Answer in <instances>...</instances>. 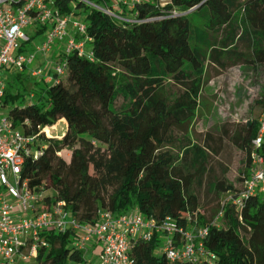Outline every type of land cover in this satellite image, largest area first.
Instances as JSON below:
<instances>
[{
    "label": "trees",
    "instance_id": "obj_1",
    "mask_svg": "<svg viewBox=\"0 0 264 264\" xmlns=\"http://www.w3.org/2000/svg\"><path fill=\"white\" fill-rule=\"evenodd\" d=\"M56 3L75 15L85 10L94 60L69 54L66 82L50 81L43 101L21 105L17 102L24 101V94L5 90L1 104L12 103L9 116L19 124L29 122L47 140L40 157L25 160L22 177L30 186L52 189L85 222L95 223L97 209L106 207L115 215L138 208L157 220L172 217L185 225L190 217L209 225L205 245L215 257L212 263L196 264H264V196H250L241 210L232 201L249 173L258 118L249 119L234 136L246 157L240 185L226 178L210 180L212 192L231 196L220 207L221 226L204 220L195 189L209 174L208 144L179 131L195 118L208 60L225 66L223 55L245 59V52L238 51L244 42L250 62L264 66V0H142L130 10L136 21H120L82 4L72 9V0ZM191 16L203 27L195 26ZM211 33H223L221 40L211 41ZM115 68L130 77L127 83L115 81ZM119 90L131 103L114 111ZM257 104L264 110V89ZM60 120L66 130L53 142L46 131ZM65 148L71 150L68 163L58 156ZM259 151L264 155V142ZM46 236L49 246L40 248L37 264L85 263L83 252L73 246L72 231ZM163 241L157 233L149 241L136 239L129 254L135 264H171Z\"/></svg>",
    "mask_w": 264,
    "mask_h": 264
},
{
    "label": "built area",
    "instance_id": "obj_2",
    "mask_svg": "<svg viewBox=\"0 0 264 264\" xmlns=\"http://www.w3.org/2000/svg\"><path fill=\"white\" fill-rule=\"evenodd\" d=\"M56 1L0 0V73L11 67L41 77L45 68L31 71L30 66L38 53L46 55L55 48L59 52L52 61L50 81L60 80L67 73L71 53L94 60L86 22L75 19L73 12L60 10ZM141 1L118 0L125 5V8L112 5L118 11L95 0H72L70 6L76 9L82 4L103 10L118 20L136 21L130 10ZM28 28L35 35L45 29L40 45L32 50H28L33 41ZM4 92L5 85L0 81V99ZM258 125L257 136L252 140L249 173L244 177L240 194L232 198L237 210L242 209L250 196H264V155L259 151L264 142V110ZM40 134L41 131L32 130L29 122L19 124L9 114L0 115V264H35L40 248L49 246L46 235L69 230L73 232V246L84 253V264H135L129 254L131 241H149L155 233L163 236L162 250L171 264H196L203 259L213 262L215 256L205 245L210 226L197 220L192 222L190 217L182 225L172 217L157 220L146 216L138 208L115 215L109 208L99 207L95 223H89L74 215L63 200L47 193L43 184L30 186L28 178L22 177L23 166L26 159L44 153L47 140ZM46 135L53 141L47 131ZM94 246L98 247L96 261H90Z\"/></svg>",
    "mask_w": 264,
    "mask_h": 264
},
{
    "label": "rangeland",
    "instance_id": "obj_3",
    "mask_svg": "<svg viewBox=\"0 0 264 264\" xmlns=\"http://www.w3.org/2000/svg\"><path fill=\"white\" fill-rule=\"evenodd\" d=\"M166 1L161 0L163 4ZM104 2L111 6L112 10L117 11L118 9H114L112 5H117L118 8L125 6L121 2L118 3V0L101 1L102 4ZM78 11L80 13L74 16L75 19L83 20L86 15L85 10L81 8ZM128 12L129 8L126 7V13ZM191 18L195 26L203 27L200 19L194 16ZM28 33L33 36V41L28 45V50H32L40 45L44 32L35 35V31L28 28ZM222 35L223 33H211L210 40L214 38L221 40ZM55 49L46 55L38 53L36 61L30 66L31 71L39 67L45 68L41 77H34L29 71L23 73L11 67L2 70L0 81L5 85V90L13 94L25 95L24 101H20L21 98H19L18 104L26 105L30 101L44 100L45 89L50 83L52 61L59 52L57 48ZM238 51L245 52V59L228 58L223 55L221 60L225 62V66L212 60L207 61L200 104L195 118L179 128L181 132L187 131L195 142L208 144L209 174L203 184L195 186V189L200 197V214L204 216L206 222H211L215 226H221L220 207L229 196L212 192L213 189H209L210 180L226 178L234 181L237 186L240 185L238 179L241 177V169L246 157L235 144L234 136L249 119L259 118L262 113V107L257 104V99L260 98V92L264 89V66L256 68L250 62L249 59L252 56L248 53L244 42L239 43ZM114 78L119 84L127 83L130 79L123 70L117 68L114 69ZM61 80L66 82L67 74ZM121 92L119 90L114 96L111 105L114 111H123L130 106V98ZM12 107V103L3 106L0 99V115L7 116ZM65 130L66 123L60 120L54 127L48 129V133L53 138V142H57L61 140ZM62 151V155L58 154V156L68 163L71 150L65 148ZM47 193L54 194L52 189H47ZM96 257L91 256L89 260L96 261Z\"/></svg>",
    "mask_w": 264,
    "mask_h": 264
},
{
    "label": "crops",
    "instance_id": "obj_4",
    "mask_svg": "<svg viewBox=\"0 0 264 264\" xmlns=\"http://www.w3.org/2000/svg\"><path fill=\"white\" fill-rule=\"evenodd\" d=\"M55 50L56 49H54V51ZM57 54H58V52H57ZM57 54L55 56H57ZM97 253H98V247L97 246H94V248H91V254H92L93 257L96 256Z\"/></svg>",
    "mask_w": 264,
    "mask_h": 264
},
{
    "label": "bare ground",
    "instance_id": "obj_5",
    "mask_svg": "<svg viewBox=\"0 0 264 264\" xmlns=\"http://www.w3.org/2000/svg\"><path fill=\"white\" fill-rule=\"evenodd\" d=\"M123 8H125V7H123ZM75 15V14H74ZM120 21H122V20H120Z\"/></svg>",
    "mask_w": 264,
    "mask_h": 264
},
{
    "label": "water",
    "instance_id": "obj_6",
    "mask_svg": "<svg viewBox=\"0 0 264 264\" xmlns=\"http://www.w3.org/2000/svg\"><path fill=\"white\" fill-rule=\"evenodd\" d=\"M53 140V139H52Z\"/></svg>",
    "mask_w": 264,
    "mask_h": 264
}]
</instances>
